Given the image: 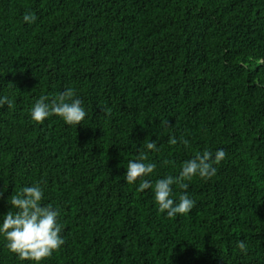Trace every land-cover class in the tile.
<instances>
[{"label": "trees", "instance_id": "obj_1", "mask_svg": "<svg viewBox=\"0 0 264 264\" xmlns=\"http://www.w3.org/2000/svg\"><path fill=\"white\" fill-rule=\"evenodd\" d=\"M261 61L264 0H0V97L13 103L0 106V224L14 191L40 183L65 240L41 264H264ZM67 88L83 123L31 119L36 99ZM142 148L153 185L197 151L226 157L186 181L195 205L169 217L153 188L125 180ZM6 244L0 264H36Z\"/></svg>", "mask_w": 264, "mask_h": 264}, {"label": "clouds", "instance_id": "obj_2", "mask_svg": "<svg viewBox=\"0 0 264 264\" xmlns=\"http://www.w3.org/2000/svg\"><path fill=\"white\" fill-rule=\"evenodd\" d=\"M23 19L25 22L33 23L36 16L25 12ZM5 104L9 108L13 106L7 96L0 97V106ZM102 112L107 115L111 114V110L107 108H102ZM52 115L61 117L68 125H79L85 120L87 112L82 100L76 97L74 90L67 88L51 99L47 95H41L30 109L31 119L37 123H43ZM161 123L165 126L170 125L167 120ZM180 142L185 146H190L189 141L183 137L180 138ZM169 143L176 145L177 138L170 137ZM144 147L148 150L159 151L156 141L153 140L146 142ZM225 157L226 152L223 149H217L215 152L208 149L203 152L197 151L192 158L183 162L178 176L168 175L157 179L153 185L149 180L142 178L153 173L157 165L145 162L148 156L142 148L136 159L129 160L125 180L128 184H133L140 179L141 183L137 189L140 192L153 188L154 200L160 212H166L169 217L177 214L183 215L190 212L195 205V201L187 194L189 184L186 181H191L197 175L202 179H210L217 171L214 164L220 163ZM163 163L168 164L169 161L165 160ZM174 184L184 190L178 202L172 198ZM2 196L3 193L0 192V197ZM43 199L44 189L40 183L24 186L19 192L14 191L8 198L11 208L3 215L0 234L7 241L6 247L22 261L30 260L41 264L65 243L61 235L63 226L58 221L59 211L54 209L50 203L42 204ZM11 209H16V211L13 212ZM236 247L242 253L247 254L248 247L243 240L237 241Z\"/></svg>", "mask_w": 264, "mask_h": 264}]
</instances>
